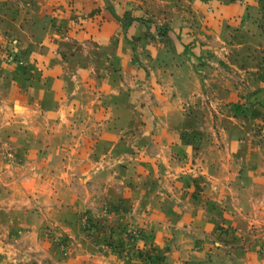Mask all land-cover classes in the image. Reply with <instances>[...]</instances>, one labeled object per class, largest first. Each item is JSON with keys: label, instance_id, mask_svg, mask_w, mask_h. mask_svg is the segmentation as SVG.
Listing matches in <instances>:
<instances>
[{"label": "crops", "instance_id": "1", "mask_svg": "<svg viewBox=\"0 0 264 264\" xmlns=\"http://www.w3.org/2000/svg\"><path fill=\"white\" fill-rule=\"evenodd\" d=\"M262 6L0 0V46L19 60H0V264H191L221 226L263 230L264 149L246 126L264 76L239 60ZM192 140L185 167L207 181H170ZM123 156L163 181L116 178Z\"/></svg>", "mask_w": 264, "mask_h": 264}, {"label": "rangeland", "instance_id": "2", "mask_svg": "<svg viewBox=\"0 0 264 264\" xmlns=\"http://www.w3.org/2000/svg\"><path fill=\"white\" fill-rule=\"evenodd\" d=\"M256 2L260 3L261 5H264V0H255ZM263 7V6H262ZM264 8V7H263ZM261 24L262 29L260 32V38H245V44L241 48L242 49V66L247 67L250 65H254L257 63V65H261L259 67L258 73L259 78L264 76V12L263 16L261 17ZM160 31H164V27H159ZM250 40V41H249ZM10 45L11 44H7ZM4 46H0V51H6L10 46H7V48ZM12 47V46H11ZM1 60V59H0ZM5 64H9L5 61H3ZM138 80H141L143 78L142 76H137ZM140 78V79H139ZM123 82H128L127 79ZM262 105L260 102H255L254 105L256 106ZM252 104L251 112L248 114L250 118L247 119L249 124L247 123L246 128H250V132H254L255 137L252 141L255 144H260L261 147L264 149V115L263 111H260L259 107H255ZM145 107V106H141ZM140 108V107H139ZM122 114L126 117L128 112L122 111ZM197 116V115H196ZM195 116V117H196ZM241 118V117H240ZM256 119V120H255ZM118 124V123H117ZM144 126H146L147 123H142ZM152 123H148V128H151ZM198 124V123H197ZM123 130H124V137L125 135H128L129 132H134L131 128L127 126V122H123ZM184 127L195 129L196 124L191 122L184 123ZM140 129V127H139ZM126 131V132H125ZM137 133H142L141 131L138 132V128L135 129ZM187 133L189 130H187ZM252 139V138H251ZM192 145V152L187 154L185 157H182V159H177V157H172L174 159H169L170 162L174 163L175 168L171 169L170 175V181H207L206 178H204L199 173H194L192 169V165L189 163L188 167H185L187 164L186 160H190L191 157L195 156L194 153L198 154V152L201 150L200 144L197 146V143H194V141H191ZM253 146V145H252ZM198 151V152H197ZM12 156V155H10ZM196 157V156H195ZM181 160V161H178ZM186 162V163H185ZM136 164H132L130 162L129 158L126 156L120 157V162L116 164V172L115 175L116 178L121 179L122 181H163V174L165 172L163 170H150L147 173V169L140 168V170H136ZM112 167V166H111ZM78 167L74 169L77 175V178L75 181H83L84 176L78 172ZM158 169H162L161 166ZM186 171V172H185ZM78 172V173H77ZM185 172V173H184ZM189 173L188 175H185ZM106 174L99 175V179H105ZM154 177V178H152ZM169 177V176H168ZM186 177V179H184ZM107 179V178H106ZM88 216L83 217V221H88ZM224 221V219H223ZM225 222V221H224ZM240 226H242V222H240ZM122 233L127 236L130 234H133L134 232L130 227H124L122 228ZM129 229V230H128ZM232 236H228V233H226V227L221 226L217 231L214 230V233L211 232L210 234H206L203 236H200L196 238V244L195 247L197 248L196 251L198 254L193 255V257L189 258V262L191 264L197 263V264H243L242 258V245L249 244L250 247H252L253 244H256V246H259L258 248L250 249L251 252H254L257 256L255 257V261L253 260L252 264H264V229L259 230L258 228H251L248 230V233L246 232H238L234 234L233 238H230ZM240 248V249H239ZM160 252V251H159ZM234 254V256H232ZM140 255V253H138ZM228 255H231V258H228ZM239 255V257H237ZM187 263V261H186Z\"/></svg>", "mask_w": 264, "mask_h": 264}, {"label": "built area", "instance_id": "3", "mask_svg": "<svg viewBox=\"0 0 264 264\" xmlns=\"http://www.w3.org/2000/svg\"><path fill=\"white\" fill-rule=\"evenodd\" d=\"M0 59L9 64L19 62L14 50L8 49L6 51H0Z\"/></svg>", "mask_w": 264, "mask_h": 264}]
</instances>
